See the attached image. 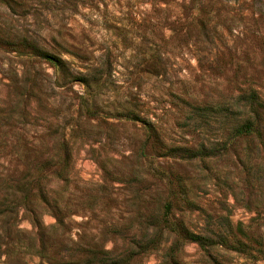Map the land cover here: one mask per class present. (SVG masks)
Returning a JSON list of instances; mask_svg holds the SVG:
<instances>
[{"label": "rangeland", "instance_id": "1", "mask_svg": "<svg viewBox=\"0 0 264 264\" xmlns=\"http://www.w3.org/2000/svg\"><path fill=\"white\" fill-rule=\"evenodd\" d=\"M251 92L264 0H0V264H264Z\"/></svg>", "mask_w": 264, "mask_h": 264}, {"label": "trees", "instance_id": "2", "mask_svg": "<svg viewBox=\"0 0 264 264\" xmlns=\"http://www.w3.org/2000/svg\"><path fill=\"white\" fill-rule=\"evenodd\" d=\"M65 54L71 56V57H77L75 55L74 52L70 51V50H65L64 52ZM42 58L48 60L50 63H52V65L58 69H62L64 67L67 68L69 62L67 60L64 59H59L56 58L54 56H52L51 54H48L47 52H43L42 54ZM247 101L249 102L248 108L249 110L246 112L245 117L241 118V120L239 121L240 123L237 125L235 133L233 134L232 138L234 140H262V134H261V130L260 127L258 125L259 121H260V111H264V102L263 100H260L259 96L255 93V92H251L247 98ZM148 128L149 131H153V126L151 123H147L145 124ZM154 132V131H153ZM172 151H174V148H171ZM192 156H197V154H194V152H192ZM205 155L204 152H200L198 154V156H203ZM163 209V213H162V219L159 222V224H163L165 225V227L169 230L172 231V233H177L175 228H170L171 227V220H172V205H171V201H166L163 203L162 206ZM38 228H41V226L39 224H37ZM172 229V230H171ZM188 238L190 241L193 242H197L201 247H203L204 249H206V246L208 244H205V238L198 236V235H194V234H187ZM32 251H34L33 249L35 248L36 250V254L39 257H43V250L44 248L42 246H40V248H36V246L33 244L31 246H29Z\"/></svg>", "mask_w": 264, "mask_h": 264}]
</instances>
